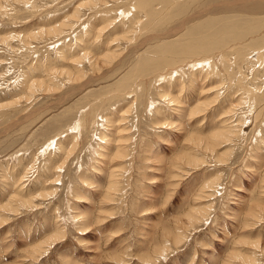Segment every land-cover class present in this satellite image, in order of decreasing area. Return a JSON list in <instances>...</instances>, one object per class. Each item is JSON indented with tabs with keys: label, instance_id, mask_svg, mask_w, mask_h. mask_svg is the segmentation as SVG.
I'll use <instances>...</instances> for the list:
<instances>
[{
	"label": "rangeland",
	"instance_id": "374dc122",
	"mask_svg": "<svg viewBox=\"0 0 264 264\" xmlns=\"http://www.w3.org/2000/svg\"><path fill=\"white\" fill-rule=\"evenodd\" d=\"M137 1L0 0V205H19L0 214V264H264V14ZM198 97L215 101L192 118ZM225 123L213 153L191 144ZM56 225L64 239L30 257Z\"/></svg>",
	"mask_w": 264,
	"mask_h": 264
},
{
	"label": "bare ground",
	"instance_id": "6f19581e",
	"mask_svg": "<svg viewBox=\"0 0 264 264\" xmlns=\"http://www.w3.org/2000/svg\"><path fill=\"white\" fill-rule=\"evenodd\" d=\"M151 1V0H150ZM162 1H166V0H160V2H162ZM175 0H173V1H170V2H174ZM207 1V0H206ZM211 1V0H210ZM138 2V6H141V7H143V6H145V2H149L148 0H139V1H137ZM199 2V1H198ZM202 2V1H201ZM209 2V1H208ZM217 4H218V2H219V4H222L223 5V7H220V8H214V7H212L213 5H214V3H212V4H208V6H206V9H200L201 11L200 12H198L199 14L201 13V15L203 14L202 12H204L205 10L207 11V9L209 8L210 10H212V13H219V12H225V11H235V12H240V13H246V14H250V15H259V14H264V0H216L215 1ZM210 7H212V8H210ZM214 8V9H213ZM199 14H198V16H199ZM196 15V14H195ZM195 17V16H194ZM182 23H183V21H182ZM54 28V27H53ZM107 28V27H106ZM231 28V26H227V27H225V26H223L222 28H220V30L219 31H217V33H219V32H223V31H226V29H228V30H230L231 32H232V29H230ZM174 29V31L173 32H178L179 31V28H173ZM235 30V29H234ZM59 31H60V28H54V30L53 31H50L51 33H53V34H56V32L57 33H59ZM171 32H172V30H171ZM224 33V32H223ZM101 35V34H100ZM99 35V36H100ZM220 35V34H219ZM223 35H225V34H223ZM125 36V35H124ZM215 37L217 36V35H214ZM33 37H35V35L33 36ZM207 38H210V37H208V36H206ZM222 37H225V36H222ZM250 37V36H249ZM188 41V40H187ZM191 42V41H190ZM187 43V42H186ZM200 44V42L199 41H196V42H192L191 44H189L188 46L187 45H184V46H181V48H179V46L178 47H175L174 49H175V51L174 52H176L177 53V51H179V50H181L180 52L181 53H183V51H185L186 52V55H189V54H191V49H190V47H193V48H195V47H198V45ZM174 46V45H173ZM202 47V46H201ZM205 47H206V45H205ZM213 47H214V45H213ZM172 47H171V45L170 46H166V48H165V50L164 51H168V49L169 50H172L173 51V49H171ZM257 49H258V46H257ZM259 50V49H258ZM221 51V50H220ZM219 52V51H218ZM254 52H256V55L255 56H257L256 57V59L257 58H259L260 59V57H262V55H261V53H259L258 51H254ZM164 53H168V54H170L171 53V51L170 52H164ZM179 53V52H178ZM180 53V54H181ZM120 54H121V52H120ZM166 55V54H165ZM218 55V54H217ZM114 56H115V53L114 54H110V53H106L105 55H104V59H106V61L107 60H109V61H111V58L113 57L114 58ZM117 56H118V54H117ZM117 56H115V57H117ZM120 56V55H119ZM222 56V55H221ZM187 57V56H186ZM190 57V56H189ZM207 57V56H206ZM218 57V56H217ZM112 58V59H113ZM191 58H193V57H191ZM185 59V58H184ZM205 61H207L206 59H204L203 57L202 58H198V59H196V58H194V59H191V60H187L186 61V66H188V67H191L192 69H194L193 68V66L194 65H196V66H198V68L197 69H199V68H203L204 67V64L206 63ZM112 62V61H111ZM108 63V62H107ZM174 71H176L175 70V68L174 69H172V72H174ZM70 78H71V76H70ZM73 78V77H72ZM83 78V77H82ZM35 85V82L34 81H31L30 82V89L32 90L33 88V86ZM206 90V89H205ZM209 95V94H208ZM197 101H196V103L190 108V111H189V114L190 115H192L191 117L192 118H197V117H199V116H202L204 113H205V111L204 110H208L209 109V107H211V105L210 104H212L213 102H211V101H206L205 99H200L199 97L196 99ZM1 106H2V104H0ZM190 105V104H189ZM192 105V104H191ZM188 106V105H187ZM180 110V109H179ZM130 111V106H129V108H127L126 109V111H125V113L127 114L128 112ZM180 113H182V111L180 110ZM179 118V117H178ZM123 119V118H122ZM224 122V121H223ZM231 122V121H230ZM180 123V122H179ZM234 125V124H233ZM227 125L226 123L225 124H221V127H218L217 129H214L211 133H209L207 136L206 135H204V136H201V135H197V136H195V138H194V141H193V138H191V141H192V145L193 146H195V147H197V146H200V147H203L204 148V150L205 151H210V152H214V147H217L218 148V146H216V145H221V144H219L221 141L222 142H224L226 139H230V136H231V134L232 133H234V132H236L235 130L236 129H234V126H236V125ZM74 128V127H73ZM79 128V126H76V130H79L78 129ZM236 134V133H235ZM78 136H73V143H72V145L67 149V152H66V155H65V157H67L72 151H71V149H72V147L73 146H75V145H77L78 143H77V141H78ZM119 143V142H118ZM76 148V147H75ZM117 149H119L121 152H122V147H119V148H116L115 150H117ZM201 149V148H200ZM199 149V150H200ZM118 154V152L117 151H114V153H113V155H117ZM187 155V154H186ZM190 154H188V156H189ZM185 157V155L184 154H182V155H178V159H179V161H180V159H182L183 160V158ZM187 157V156H186ZM100 158H103V159H105L104 157H101L100 156ZM112 158H117V157H111V160H112ZM186 159V158H185ZM190 160H188L189 161V163H192L193 165H196L198 162H200L201 161V159H198L197 157H192V158H189ZM178 161V163H180ZM202 162V161H201ZM200 162V163H201ZM61 168V166L60 165H58V166H56V169L57 170H59ZM28 170V169H27ZM120 169L119 168H113V169H110V171H109V179H110V182L108 183V185H107V187H106V190H105V194L107 193V197H106V199H109L108 197L110 196V194H112V193H115V192H117V189H118V184H119V179H118V177H117V171H119ZM26 173V172H25ZM23 176H21V178L19 179V181L21 180V179H23L22 178ZM25 177V176H24ZM14 180V179H13ZM56 180V179H55ZM54 180V181H55ZM59 180V179H58ZM212 182V181H211ZM211 182H209V183H207V184H204V186H202L201 187V189H204V191L205 190H210V189H208V188H210V186H213L214 187V185H211ZM49 183V182H48ZM22 188V187H21ZM11 191V190H10ZM200 192V191H199ZM202 192V191H201ZM14 193H16V192H14V191H12L11 192V195L9 196V194H8V197L9 198H7V199H9V201L11 202V201H13L14 199L15 200H17L18 202L17 203H20L22 206H28V204H30V201L32 200H23V198H25V197H23L22 199H19L20 197H19V195H18V197L19 198H17L16 197V195L14 194ZM49 194V193H48ZM47 194V195H48ZM37 195V194H36ZM113 195V194H112ZM207 194H204L203 195V197L204 198H206V197H209V195H207ZM201 196V195H200ZM196 198V197H195ZM84 199V198H83ZM111 199V198H110ZM105 200V199H104ZM203 200V199H202ZM207 200V199H206ZM84 201H85V199H84ZM86 202V201H85ZM89 202V201H88ZM202 203V202H201ZM200 203V204H201ZM32 204V203H31ZM19 206V205H18ZM18 206L17 205H15V207L16 208H10L9 207V203H7V204H1L0 205V214H3V210H8V209H11V210H8L10 213H14V212H18ZM30 206H33V205H30ZM34 207V206H33ZM206 207H193L185 216L191 221V223H194V222H197V220L198 219H200L199 217H201L200 216V214H203L205 211H206ZM88 210V209H87ZM7 211V212H8ZM8 212V213H9ZM82 213V212H81ZM7 214V213H6ZM256 214V213H255ZM1 216V215H0ZM5 216V215H4ZM6 217V216H5ZM79 218H83L82 216H79ZM5 220H6V218L3 220V219H0V225L2 224H4V222H5ZM82 220V219H81ZM182 220V219H181ZM84 221V220H83ZM89 221V220H88ZM185 221H187L186 219H185ZM189 221V222H190ZM6 223V222H5ZM88 223V222H87ZM188 224V223H187ZM179 225V224H178ZM177 225V226H178ZM182 225V224H181ZM57 227H55V230H54V232L53 231H51L52 233H49L48 235H45V237L43 238V239H41V240H39V241H37L36 243H33L31 246H29V244H28V249H27V252L29 253V256L30 257H32V258H35V260L36 259H38V257L39 256H41L42 254H46L47 253V251L49 250V249H51L52 248V246L56 243H58L59 241H61L62 239H64V236H65V231H64V229H63V227H61V226H59V225H56ZM176 226V225H175ZM185 226V225H184ZM183 225H182V227H180V228H176V233H178L179 232V234H182V233H184L183 231L182 232H180L181 230L180 229H182L183 227H184ZM187 226V225H186ZM54 227V226H53ZM83 230H84V228H83ZM177 235V238H179L180 237V235ZM184 236V235H183ZM182 238V237H181ZM182 239H185V237L184 238H182ZM182 241V240H181ZM26 247V248H27ZM24 248V247H23ZM166 248H165V246H162V247H160L159 249H157V251H161V253L160 254H163V252H165L166 250H165ZM25 251V250H24ZM236 253L234 252V251H229V253H228V260L230 259V262L232 261V259L233 258H235V257H238V255H235ZM227 262H229V261H227ZM17 264V263H16ZM21 264H23V262H21ZM215 264V263H214Z\"/></svg>",
	"mask_w": 264,
	"mask_h": 264
}]
</instances>
